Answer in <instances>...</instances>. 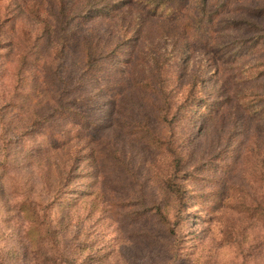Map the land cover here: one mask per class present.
Segmentation results:
<instances>
[{
  "label": "rangeland",
  "instance_id": "rangeland-1",
  "mask_svg": "<svg viewBox=\"0 0 264 264\" xmlns=\"http://www.w3.org/2000/svg\"><path fill=\"white\" fill-rule=\"evenodd\" d=\"M65 1L76 10L85 0ZM116 1L93 2L102 8ZM228 4L229 9L219 19H240L247 2L231 0ZM43 7L50 21L46 29L24 11L20 0H0V264H264V221L233 212L223 218L221 211L212 207L224 203L230 188L249 193L254 190L259 197L263 194L253 178L256 156L252 155L255 160L248 158L245 140L233 137L225 159L216 157L217 147L222 145L217 146L215 141L228 131L229 120L224 124L211 120L202 126L189 112L177 123L176 138L197 177L185 183L192 200L175 236L166 233L157 218L144 214L141 206L112 199L104 185L106 179L99 184L94 160L87 158L94 146L85 140L78 126L56 118L48 125L36 123L35 118L49 113L41 71L43 63L52 61L54 48L47 37L52 17L46 0ZM75 24L67 65L81 75L85 84H78L77 92L88 90L92 96L106 84L109 66L116 69L129 63L130 69L143 57L134 39L136 34L147 36L150 46V41L164 32H169L173 40L172 33L177 28L183 30L177 22L141 13L131 4L124 5L115 17L77 19ZM215 27L221 42L229 44L226 27ZM84 41H93L106 52L113 51L101 61L99 69L85 73L81 65ZM197 42L186 35L177 44L187 46L179 49L170 71L180 76L173 91L177 99L191 89L215 102L225 97L220 81L227 82L230 94V76L237 72L220 62L225 73L221 69L216 75V57ZM131 51L133 60L128 62ZM24 56H28L25 62ZM94 102L89 111L94 120L100 121L101 106ZM96 133L98 137L116 138L125 161L143 183L144 189L135 185L137 194L141 190L144 196L148 192L157 195L164 214L173 221L174 200L162 188L158 166L150 154L141 152L112 127ZM222 167L226 170L225 180L219 177ZM22 189L35 200V214L28 206L26 213L20 211ZM210 192L215 196L193 197ZM42 205L47 207L43 209ZM39 215L41 222L45 219L50 225L49 236L44 226L37 228ZM41 235L46 241L38 239Z\"/></svg>",
  "mask_w": 264,
  "mask_h": 264
},
{
  "label": "trees",
  "instance_id": "trees-1",
  "mask_svg": "<svg viewBox=\"0 0 264 264\" xmlns=\"http://www.w3.org/2000/svg\"><path fill=\"white\" fill-rule=\"evenodd\" d=\"M46 1L50 6L52 17V30H49L47 37L53 42L54 48L52 61L48 65L42 64L41 80L48 95L49 113L41 119L35 118L36 123L48 125L50 119L56 118L78 126L85 140L94 146L91 154L90 151L88 152L87 158L94 160L99 184L106 179L104 185L112 199H119L124 204L141 206L144 214L157 218L166 233L175 236L177 226L184 219L183 212L189 208L192 200L185 183L197 177L176 138L177 123L185 113L189 112L193 113L196 123L202 126L211 120L220 124L229 120L228 131L221 133L215 141L217 146L222 145L221 148L217 147L216 157L225 159L227 145L234 139L233 137H238L240 142L245 140L248 158L256 159L253 164L257 169L253 178L263 194L259 197L254 190L249 193L242 192L237 187L230 188L229 195L222 200L224 203L221 206L214 204L212 207L213 210L221 211L223 218L227 213L233 212L263 222L264 0H245L247 4L241 10L242 16L238 20L219 19L223 16L222 13L229 9L228 3L231 0H118L102 8L94 3V0H85L76 10L65 0ZM20 2L24 11L40 22L42 29L50 25L43 7L45 0H20ZM256 2L259 5L254 4ZM128 4L141 13L175 21L183 30L177 28V32L172 33L173 40H170L169 32H164L163 35H158L155 41H150V46L147 44V36L145 38L144 35L136 34L134 39L136 44H140L142 49L140 55L143 56L139 62L130 69L129 63L122 64L116 69L109 66L111 73L108 78H104L106 84L102 88L97 87L98 93L95 96L88 94V90L77 92L78 84L80 86L85 84L81 80V75L71 71V66L67 65V58L70 56L69 39L75 31V21L115 17L118 10ZM215 26L226 27L224 30L230 34L229 44L221 42L222 37ZM90 35L93 37L91 33ZM186 35L211 49L208 50L213 52L218 64L216 75L219 76L221 69L225 73L220 62L237 72L235 76H230L232 78L230 94L227 95V82L220 81L225 97L218 98L215 102L194 93L191 89L179 99L176 98L173 89L180 76L170 71L178 58L179 49L187 46V44L177 45ZM175 37L176 42H174ZM83 44L81 65L84 73L99 69L102 65L101 61L113 52L100 49L93 41H84ZM169 48L174 49L173 53L168 51ZM132 54L131 51L128 62H132ZM27 59L28 56H24L22 61L25 62ZM93 102L101 106L100 121L94 120L89 111ZM107 127H112L116 133L136 145L141 152L150 154L153 163L158 166L162 188L174 200L173 221L164 214L157 195L148 192V195L144 196L141 190L137 194L135 189H144L143 183L138 180L135 169L126 162L127 159L120 150L116 138L97 136L96 132ZM253 154L256 156L255 159L252 158ZM202 165L200 164L199 167ZM107 168L109 169L106 171ZM220 169L222 170L219 177L225 180L226 170L223 167ZM213 183L217 184V182ZM209 196L215 194L210 192V195L193 197L208 198ZM34 201L33 197L22 189L18 199L20 211L26 213L25 207L28 206L35 214L37 208ZM42 206L43 209L47 207V205ZM41 217L39 215V219L36 218L37 228L44 226L45 234L49 236L50 225L45 219L41 222ZM229 229L232 230V226ZM38 239L46 241V237L42 235ZM237 246L241 247V244L238 243Z\"/></svg>",
  "mask_w": 264,
  "mask_h": 264
}]
</instances>
